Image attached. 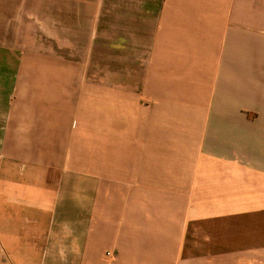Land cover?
I'll use <instances>...</instances> for the list:
<instances>
[{
  "label": "crops",
  "instance_id": "obj_1",
  "mask_svg": "<svg viewBox=\"0 0 264 264\" xmlns=\"http://www.w3.org/2000/svg\"><path fill=\"white\" fill-rule=\"evenodd\" d=\"M0 264H264V0H0Z\"/></svg>",
  "mask_w": 264,
  "mask_h": 264
},
{
  "label": "rangeland",
  "instance_id": "obj_2",
  "mask_svg": "<svg viewBox=\"0 0 264 264\" xmlns=\"http://www.w3.org/2000/svg\"><path fill=\"white\" fill-rule=\"evenodd\" d=\"M109 2H110V0H108V3ZM94 59L95 58H92L90 63H94ZM102 61H103V65H104V70H106V68H108V66L110 65V57H103L102 58Z\"/></svg>",
  "mask_w": 264,
  "mask_h": 264
}]
</instances>
